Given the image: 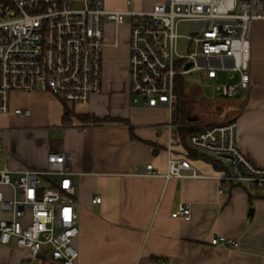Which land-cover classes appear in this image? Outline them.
Masks as SVG:
<instances>
[{"label": "crops", "instance_id": "1", "mask_svg": "<svg viewBox=\"0 0 264 264\" xmlns=\"http://www.w3.org/2000/svg\"><path fill=\"white\" fill-rule=\"evenodd\" d=\"M127 1L105 4L108 10L120 11L126 10ZM130 1L140 9L135 11H144L145 3L150 9L155 2ZM124 25H114V39L106 40L102 93L88 104L68 105L41 92L13 96L12 106L31 114L1 115L19 127L0 126L5 133L0 167L6 164L16 177L25 169L45 170L52 152L69 157L79 215L80 234L74 241L78 264H264V186L219 181L221 173H235L231 163L213 159L218 170L176 147L173 156L189 159L201 178L135 175L137 168L148 165L166 173L173 118L166 107L133 101ZM235 99L226 106L228 120L216 123L235 119L240 152L264 169V20L251 30L250 88ZM196 119L192 126L203 130L209 125ZM238 170L248 175L244 167ZM96 197L100 204L93 203ZM181 204L191 206L190 216L176 215ZM216 236L233 239L237 246L215 247L211 240ZM0 264L30 263L25 251L0 245ZM37 264L52 263L46 256Z\"/></svg>", "mask_w": 264, "mask_h": 264}, {"label": "built area", "instance_id": "2", "mask_svg": "<svg viewBox=\"0 0 264 264\" xmlns=\"http://www.w3.org/2000/svg\"><path fill=\"white\" fill-rule=\"evenodd\" d=\"M126 18L131 20L129 82L135 103L166 107L173 118L178 80L193 73L212 81L220 97L237 98L249 90L251 30L256 21L264 20V0H155L149 11H111L105 0H0V115L30 116L29 109L12 106L19 93H46L68 105L88 104L101 94L104 23L120 26ZM183 22L193 25L187 55L177 46ZM180 127L168 125L166 173L148 165L137 168L136 176L201 178L189 159L173 156L174 148L185 149ZM187 146L201 158L233 165L235 173H221L219 181L264 186V169L255 167L238 148L235 119L204 127L188 138ZM3 153L0 134V163ZM73 176L69 157L56 152L48 155L42 171L25 169L14 177L6 164L0 167V245L25 251L30 264L46 256L52 264H78ZM101 201L96 197L93 203ZM191 212L190 205L181 204L176 215L184 218ZM211 244L237 246L235 240L217 236Z\"/></svg>", "mask_w": 264, "mask_h": 264}, {"label": "rangeland", "instance_id": "3", "mask_svg": "<svg viewBox=\"0 0 264 264\" xmlns=\"http://www.w3.org/2000/svg\"><path fill=\"white\" fill-rule=\"evenodd\" d=\"M120 1L121 0H106V3L107 5L108 2L111 3V5L112 4L115 5L116 3H120ZM154 4L155 2L153 3V6ZM107 5L106 8L109 7ZM143 7L144 8H142V10L144 11L152 10V8L147 9L146 3L143 5ZM125 9L128 11L140 10L137 9L135 5L127 6ZM130 22H131L130 18H126L124 28L121 31L124 39L127 37V39L129 38L130 40V32H131V28H129ZM113 26H114L113 24L107 22L104 23V34L105 36H108V38L106 37V40L111 41L114 39L115 30ZM192 29H193V25L189 22H183L178 26V34L181 37L178 39L177 46L179 53L182 55H187L191 51L190 41L187 39V36L191 34ZM103 63H104V58H103ZM179 80L184 82V86H183L184 96L188 98V101H193L194 103V106L191 105L192 116L198 119L200 125H207V124L210 125L218 121L228 120V118L226 119V117L230 114V110L226 106H229L230 101H238L237 99L218 96L214 90L213 82L203 81L199 74H194V73L189 74L180 78ZM224 109L225 112L224 115L222 116L221 112ZM0 126H4V128H8V129L11 128L15 129L19 127V124H17V122L14 119H9L8 117H3L0 115ZM0 134L3 138L5 137L4 132H0ZM24 142L27 141L24 140ZM52 180L56 181L57 178H53Z\"/></svg>", "mask_w": 264, "mask_h": 264}, {"label": "trees", "instance_id": "4", "mask_svg": "<svg viewBox=\"0 0 264 264\" xmlns=\"http://www.w3.org/2000/svg\"><path fill=\"white\" fill-rule=\"evenodd\" d=\"M183 86H184V82L181 80H178V85H177V89H176V93L178 96V105H177L176 111L173 115V123L181 126L179 128L180 140H181L184 148L187 150V153H188V156L190 159H192V160L203 159L206 162H209L212 165H214V167L219 170L220 166L217 163L213 162L212 160H207V159L199 157L195 152L191 151L187 146L188 138L192 134L201 132L202 128L192 126L191 121L193 119H196L195 117L192 116V111H191V105H192L193 101H188V98L186 96H184ZM189 107H190V109H189ZM67 112L69 113V110H67ZM96 122H102V121L97 119Z\"/></svg>", "mask_w": 264, "mask_h": 264}, {"label": "water", "instance_id": "5", "mask_svg": "<svg viewBox=\"0 0 264 264\" xmlns=\"http://www.w3.org/2000/svg\"><path fill=\"white\" fill-rule=\"evenodd\" d=\"M190 67V65H188L186 68H189Z\"/></svg>", "mask_w": 264, "mask_h": 264}]
</instances>
